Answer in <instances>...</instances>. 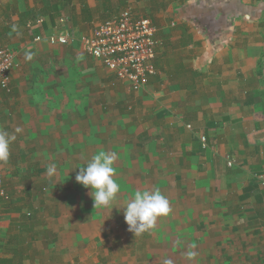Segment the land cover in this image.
Instances as JSON below:
<instances>
[{
  "label": "crops",
  "instance_id": "obj_1",
  "mask_svg": "<svg viewBox=\"0 0 264 264\" xmlns=\"http://www.w3.org/2000/svg\"><path fill=\"white\" fill-rule=\"evenodd\" d=\"M187 1L0 0V47L15 55L10 91L0 89V130L16 136L0 162L7 193L0 264H114V244L124 237L113 234L109 214L102 222L95 208H82L75 176L100 151L126 159L131 141L129 155L148 166L141 178L173 179L171 191L158 190L190 195L171 205L170 220L217 244L213 264H264V190L256 177L264 174V8L256 11L264 0H240L252 16L228 18L219 42L179 11ZM126 8L152 15L159 41L156 74L138 92L78 42H48L61 31L87 34ZM60 195L69 201L51 209V196ZM211 227L229 230L207 236Z\"/></svg>",
  "mask_w": 264,
  "mask_h": 264
},
{
  "label": "rangeland",
  "instance_id": "obj_2",
  "mask_svg": "<svg viewBox=\"0 0 264 264\" xmlns=\"http://www.w3.org/2000/svg\"><path fill=\"white\" fill-rule=\"evenodd\" d=\"M47 13L51 14V12ZM149 18L153 19V16L150 15ZM129 145L128 149L132 152L135 149L132 145V141ZM124 151L125 153L123 155L124 157L126 156V159L117 161L114 164L115 179L121 185V190L115 200L116 206H113L111 210L110 207L107 209L103 207H95V209L90 211L92 214H96L99 219L103 218L104 221L102 222H105V220L108 219L107 215L109 214V217L114 224L112 229L113 234L124 237L122 242H115L114 244L115 246L112 254L114 257V264H213L212 254H216L214 253L216 250L218 253L220 252L217 244L205 242V237L202 235L199 237L193 236V228H179L178 222L175 223V220H170L172 215L171 210L166 215L157 217L153 226L142 231L140 234L134 235L133 232L129 231V226L124 219L123 208L120 206L129 200L136 191H153V189L161 190L164 188H166L165 190L172 189L171 185H173V179L164 180L157 178L145 180V178H141L143 168H148V166H145L140 155L133 156L131 152L129 155L127 149ZM152 168L153 164H151L149 169ZM90 191V188L82 186L80 202L82 203L83 209L85 208L84 204L88 207L90 206L91 208H94V202L90 195ZM162 191L169 201L170 209L171 205L174 204L179 207L183 204L184 200L191 198L190 195L185 196L184 192L180 191H177L176 197H169L164 190ZM61 199V195L57 200H54L51 196V209H54L53 203L55 202L60 204L61 202L66 203L69 201L66 198ZM197 207H200V205H197ZM184 211V208L182 210L180 209L179 214L182 215ZM197 212L200 213L201 208H199ZM111 214H113L114 217H112ZM198 229H200L198 231L204 232L203 227ZM228 230L229 229H226V227H211L207 232V236L225 233ZM170 231H174L176 236H170ZM242 233L247 234L244 230ZM193 253L194 255H192ZM214 264H218L217 261H215Z\"/></svg>",
  "mask_w": 264,
  "mask_h": 264
},
{
  "label": "built area",
  "instance_id": "obj_3",
  "mask_svg": "<svg viewBox=\"0 0 264 264\" xmlns=\"http://www.w3.org/2000/svg\"><path fill=\"white\" fill-rule=\"evenodd\" d=\"M41 19L36 21L37 24ZM157 28L148 17L134 13L130 8L122 10L103 23L93 27L87 34L75 35L61 31L47 39L52 45H67L78 42L81 49L115 78L127 83L129 90H142L156 74L155 57L159 41ZM40 36L36 37L39 40ZM15 66V55L9 48L0 47V89L10 91V71ZM190 126L188 125V128ZM201 147L208 148L204 135L200 137ZM231 166V160L227 162ZM264 190V174L256 176ZM3 176L0 173V205L7 198Z\"/></svg>",
  "mask_w": 264,
  "mask_h": 264
},
{
  "label": "clouds",
  "instance_id": "obj_4",
  "mask_svg": "<svg viewBox=\"0 0 264 264\" xmlns=\"http://www.w3.org/2000/svg\"><path fill=\"white\" fill-rule=\"evenodd\" d=\"M27 59L32 53H25ZM20 129H16L19 132ZM15 134L0 130V162L10 158V145L15 141ZM118 154L114 151H100L94 154L87 165L79 168L75 179L85 188H90V195L95 207L109 208L116 206L115 200L121 190V185L115 179L114 164ZM53 163L48 168V175L55 172ZM125 222L134 235L140 234L153 226L157 217L170 212L167 197L158 189L153 191H136L122 206ZM194 255V253L192 254Z\"/></svg>",
  "mask_w": 264,
  "mask_h": 264
},
{
  "label": "trees",
  "instance_id": "obj_5",
  "mask_svg": "<svg viewBox=\"0 0 264 264\" xmlns=\"http://www.w3.org/2000/svg\"><path fill=\"white\" fill-rule=\"evenodd\" d=\"M264 8V3H260L256 11ZM179 11L184 14L193 25L205 32L206 36L221 41L218 35L224 28L228 18L233 16H252L250 9L245 8L240 0H233L229 3H223L217 6H210L204 0L195 2L188 0Z\"/></svg>",
  "mask_w": 264,
  "mask_h": 264
}]
</instances>
